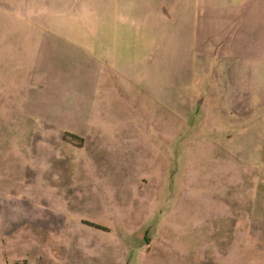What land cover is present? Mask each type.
I'll list each match as a JSON object with an SVG mask.
<instances>
[{
    "label": "rangeland",
    "instance_id": "374dc122",
    "mask_svg": "<svg viewBox=\"0 0 264 264\" xmlns=\"http://www.w3.org/2000/svg\"><path fill=\"white\" fill-rule=\"evenodd\" d=\"M246 5L0 0V161L72 154L45 125L83 139L53 169L65 212L0 215V264H264V9Z\"/></svg>",
    "mask_w": 264,
    "mask_h": 264
},
{
    "label": "crops",
    "instance_id": "0c3cea01",
    "mask_svg": "<svg viewBox=\"0 0 264 264\" xmlns=\"http://www.w3.org/2000/svg\"><path fill=\"white\" fill-rule=\"evenodd\" d=\"M217 2L219 7L233 6L239 8L244 3L249 5L251 0H217ZM252 7L264 9V0H253ZM238 17L243 23H245L244 21L251 23L255 16L251 11H247L239 13ZM202 92L206 93L204 91ZM211 100L209 93H206L203 103H212ZM220 104L221 102L218 94L216 100L218 108L220 107ZM45 128H47L46 125L44 129L41 128L39 130L40 135H37L39 137L37 140L39 144H47L48 141L57 139V141L61 143L62 148L72 152V154L58 155L56 161L51 160L53 164L49 161H36L34 159L35 151H29L30 154L32 153V159H29V162H19L16 157L12 158L11 161H0V170H2V179L0 181V215H2L4 211V214H7V210H16L20 213H33L40 217H49L52 216L50 214L56 212H65V210L70 207V192L60 188L52 193L51 189L53 187L51 186H54L55 188L57 184L56 172H54L53 169L54 167H57L58 164H67L68 166L66 170L68 174L71 173V171L74 172V169L78 167L79 156L74 155L73 152L76 150L77 146L75 147V145L67 143L65 139V133L67 131L72 133L75 132L72 129L62 128V130H58L59 133H57L56 136H51L48 133L49 130ZM65 183L66 182L64 181L62 184ZM17 201H20V203ZM41 224L53 227V230L56 232L62 230V227H60L62 224H49L47 219ZM98 225L101 227L104 226L102 224ZM16 226H18L17 222H14L12 227ZM14 230L15 228H12V231Z\"/></svg>",
    "mask_w": 264,
    "mask_h": 264
},
{
    "label": "trees",
    "instance_id": "16d2710c",
    "mask_svg": "<svg viewBox=\"0 0 264 264\" xmlns=\"http://www.w3.org/2000/svg\"><path fill=\"white\" fill-rule=\"evenodd\" d=\"M65 139L68 141L75 142L79 145H81L83 143V139L81 137H79L75 134H72V133H68V132L65 133Z\"/></svg>",
    "mask_w": 264,
    "mask_h": 264
}]
</instances>
